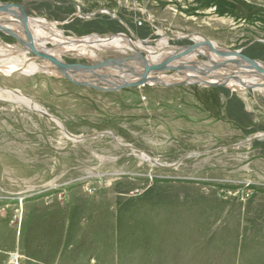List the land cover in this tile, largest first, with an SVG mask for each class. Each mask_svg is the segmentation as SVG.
Returning <instances> with one entry per match:
<instances>
[{
	"label": "rangeland",
	"instance_id": "374dc122",
	"mask_svg": "<svg viewBox=\"0 0 264 264\" xmlns=\"http://www.w3.org/2000/svg\"><path fill=\"white\" fill-rule=\"evenodd\" d=\"M0 1L69 38L123 32L183 46L193 38L165 34L201 33L264 64V0ZM0 44L25 51L2 32ZM13 254L25 264H264V93L101 91L0 74V264Z\"/></svg>",
	"mask_w": 264,
	"mask_h": 264
},
{
	"label": "bare ground",
	"instance_id": "6f19581e",
	"mask_svg": "<svg viewBox=\"0 0 264 264\" xmlns=\"http://www.w3.org/2000/svg\"><path fill=\"white\" fill-rule=\"evenodd\" d=\"M0 28L8 31L12 35H15L19 39L18 42L25 50L21 57L11 56L10 52H14L15 48L8 44H0V73L2 75H10L17 72L31 75L38 72H44L50 75L62 77L63 74H61V72L46 59H39L40 62H37L39 60L34 61L35 59L33 57L27 55H32L31 49L22 44L28 43L26 36L27 32L30 37V45L35 51L39 53H46V55L53 57L61 64L65 63V60L62 57L64 55H72L75 58L87 59L93 64L103 62V65L97 67L92 73L83 70H77L75 72L68 71V76L74 82H88L95 85L101 84L111 87L113 84L117 86L119 81L122 79L129 81L137 80L144 71L138 59H129L132 53L135 52L131 47H129L127 38H122L118 35L112 38H102L98 35L69 38L63 34L61 29L56 27L55 23L39 17H30V19L26 21V31L22 22L18 21L11 14H5L3 12H0ZM165 36L173 39L175 38L176 40L187 37L186 35H183L181 38H177L168 34H165ZM192 38L193 45H191V49L187 47L189 45L167 46L163 43L164 41L162 39L153 47L148 46V44L145 45L147 42L142 40L135 41V45L140 50V53L143 54V58L148 65H177L180 63H186L198 68L211 67L210 72L207 75L203 76L202 74L192 72L191 70H171L176 71V73L168 75L166 72H149L147 77H149V79H158L164 83L178 82L187 78L191 82L195 83H198V80L221 82L224 83L226 87L237 92H246V90L251 89L253 91H260L264 93L263 73H260L256 68L251 67L248 63L242 62L239 55L227 54V51H229L228 49H222L212 41L207 43L205 40L194 38V34L188 37V39ZM116 39H119L120 41H117ZM150 41V43L154 42V40ZM48 45H50V47H48ZM103 51H111L113 56H110L114 58H105L104 56L106 54L104 55L102 53ZM198 55L205 58L206 61H200V57ZM124 59L130 61L125 62ZM107 60L115 61L117 63L112 66H108L104 64L107 63L105 62ZM220 63H223L224 65L222 64L219 68L215 67V69L212 70V67ZM258 63L259 62L254 64L258 67L264 68V64ZM129 68L132 69V73L129 71ZM233 75H235L238 80L233 78L235 77ZM147 84L153 85L156 83L154 80H151L148 81ZM16 99L31 106L33 110L40 111L39 106L31 99L25 97V95H22V93L19 94ZM146 158L150 161V158Z\"/></svg>",
	"mask_w": 264,
	"mask_h": 264
},
{
	"label": "water",
	"instance_id": "95a60500",
	"mask_svg": "<svg viewBox=\"0 0 264 264\" xmlns=\"http://www.w3.org/2000/svg\"><path fill=\"white\" fill-rule=\"evenodd\" d=\"M0 12H3L5 14L6 13L11 14L18 21L22 22V24L24 26V29L27 31V29H26V21H28L30 19V16H28L21 9V7H19L17 5H13V4H9V3H6V2H1L0 1ZM110 16L112 18L115 17L112 14H110ZM0 31L2 33H5L6 35H9V36L13 37L16 41H19V39L15 35H12L8 31H6V30H4L2 28H0ZM117 35L122 37V38H127V43L129 44V47H131L134 50V52H135V53H132V55L129 57V59L130 60L138 59L139 62H140V65L142 66L144 71L139 76V78L137 80H130L129 81V80L122 79L121 81H119V84L117 86L113 84L111 87H107V86L102 87V86H99L98 84L95 85V84H91V83H88V82H74L68 76V71H74L75 72L77 70H83V71L92 73V72H94L93 70H95L97 67L102 66L103 62H98V64H93V63H90L87 59H86L87 61L84 59L87 62V64L72 65V64H69L67 62L61 64V63L57 62L53 57H51L49 55H46V53H39V52L35 51L34 48L30 45V37L28 35V32L26 34L28 43L27 44L22 43V44L26 45L29 49H31V51H32L31 53H32L33 58L35 60L36 59H46L58 71H60L61 74H63L62 76L64 78H66L67 80L71 81L75 85L87 86V87L98 89V90H101V91H114V90L122 89V88L136 87V86H139V85H145V84H147L148 81H151V80H154V82L156 84L161 85L162 87L187 86V85H191L192 83H195V82H191L188 78L187 79H183V80L178 81V82L164 83V82L159 81L158 79H149V77H147L149 72L150 73H156V72H167V71H171V70H181V71L191 70L192 72L200 73L203 76L207 75L210 72V68L211 67L210 68H205V67L204 68H198V67H195V66H193L191 64H186V63H180V64H177V65H166V64H162V65H160V64L148 65L145 62L144 58H143V54L140 53V50L135 45V41H137V39H135V41H133L129 34L127 35L126 33L119 32V33H115V34L98 35V36H100L102 38H104V37L105 38H112V37L117 36ZM191 35L192 34H187L186 35L187 37H185V38H188ZM199 35L204 37L205 42H207V43L209 42L208 39L203 34L200 33ZM81 37H84V36H81ZM185 38H183V39H185ZM187 47L189 49H191V45H189ZM227 52H228L227 54H229V55H239V57L242 59V62L248 63L251 67L256 68L260 73L264 74V68L258 67L256 64H254V60H252V59H250V58H248V57H246L244 55H241L239 51H237V50H229ZM139 54H142V55H139ZM34 56H36V57H34ZM105 62H107V63H104V64H106L108 66H112V65L117 63V62L111 61V60H107ZM222 64L223 63L216 64L214 67H212V70H214L215 67L219 68V66H222ZM129 71L131 73L133 72L131 68H129ZM233 76H235V75H233ZM233 78L238 80V78L236 76L233 77ZM198 81L199 82L198 83L196 82L195 84H201V85H204V86H207V87H222V86H225V84L221 83V82H209V81L207 82V81H202V80H198ZM248 88H250V87H248ZM44 114L48 115L45 112H44ZM65 134L71 137V135L67 131H65ZM150 161L153 164L159 165L153 159H150Z\"/></svg>",
	"mask_w": 264,
	"mask_h": 264
},
{
	"label": "built area",
	"instance_id": "2783aa9c",
	"mask_svg": "<svg viewBox=\"0 0 264 264\" xmlns=\"http://www.w3.org/2000/svg\"><path fill=\"white\" fill-rule=\"evenodd\" d=\"M12 264H25L21 261L18 255L13 254V260L11 261Z\"/></svg>",
	"mask_w": 264,
	"mask_h": 264
}]
</instances>
